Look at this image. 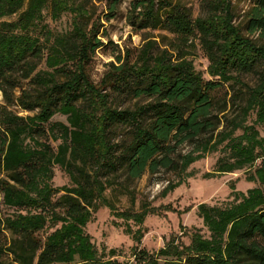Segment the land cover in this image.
I'll return each instance as SVG.
<instances>
[{
	"label": "trees",
	"instance_id": "obj_1",
	"mask_svg": "<svg viewBox=\"0 0 264 264\" xmlns=\"http://www.w3.org/2000/svg\"><path fill=\"white\" fill-rule=\"evenodd\" d=\"M250 1L245 33L232 0H200L195 18L185 0H138L140 20L132 25L172 38H145L134 57L118 59L96 85L85 68L101 44L98 30H87L83 4L0 0V21L18 16L0 22V92L9 100L11 89L29 81L36 92L21 90L15 101L38 110L24 118L0 106V173L7 174L0 178V206L13 210L0 212V264H264V139L256 129H264V0ZM48 9L54 21L71 14L72 29L53 33L43 22ZM197 45L208 80L191 59ZM249 76L254 86L244 81ZM225 87L231 96L222 102L216 93ZM241 101L238 118L225 124L228 106ZM55 115L66 124H51ZM252 115V125L244 126ZM50 138L60 141L57 151ZM184 144L193 148L176 162ZM223 144L227 158L217 173L244 172L258 186L224 208L199 205L207 236L184 230L187 244L173 236L149 252L139 248L138 230L126 262L115 258L116 250L96 248L86 227L99 209L138 226L154 213L117 211L107 192L121 189L120 172L128 181L160 169L185 172ZM54 166L72 186H53Z\"/></svg>",
	"mask_w": 264,
	"mask_h": 264
},
{
	"label": "rangeland",
	"instance_id": "obj_2",
	"mask_svg": "<svg viewBox=\"0 0 264 264\" xmlns=\"http://www.w3.org/2000/svg\"><path fill=\"white\" fill-rule=\"evenodd\" d=\"M235 10V23L243 29L245 33L247 24V13L252 6L250 0H232ZM83 4L89 16L86 19L87 30H98L97 39L101 46L90 56L86 65V73L90 80L98 85L103 77L111 69V65H118V59L124 61L129 52L131 57L143 44L145 38H152L157 42H162V37L172 38V36L161 30H140L133 23L138 24L139 12L136 9L138 0H77ZM187 7L191 10L193 18L201 14L200 0H185ZM111 8V9H110ZM17 15L3 19L1 21H14ZM72 15L63 14L57 21L51 19L50 9L44 12L43 22L53 33H66L72 29ZM0 21V22H1ZM166 42V41H164ZM197 43V42H196ZM196 71L200 72L208 80V61L205 54L197 45L191 57ZM43 68V64L38 69ZM250 86H254L256 78L249 76L244 79ZM21 90L36 92V86L29 81L19 82V87L10 90V99L6 100L0 92V106L6 107L13 114L21 117L34 116L38 110L29 112L23 110L15 99L20 95ZM220 101L229 100L231 93L228 89L222 88L216 93ZM242 101L236 106H228L227 119L225 124L238 118ZM222 116V115H221ZM254 116L252 115L244 126L252 125ZM61 122L66 124V118L55 115L51 119V124ZM50 125H46L48 128ZM223 123L219 130L222 129ZM260 138L264 139V129L256 127ZM243 134L242 129L235 132V137ZM3 130L0 128V144ZM122 135H118V141L122 140ZM44 142V139L41 140ZM49 144L57 151L60 141L49 139ZM29 143V142H28ZM226 144V143H225ZM221 145L216 152L206 154L202 159L193 163L185 172L160 169L154 175L145 174L135 180L128 181L125 173L118 174V182L121 186L116 192L110 190L107 197L112 200L117 211H129L139 213L146 209L153 211L144 220L142 225L134 222H125L114 217L110 210L101 208L94 215L91 223L86 227V233L91 237L96 248L105 254L110 250H116L120 262H126L131 256V250L136 243L133 241V234L138 230L141 232L139 248L149 252H156L161 249L167 240L173 236L180 238L187 244L188 237L182 235L184 230L187 234L193 229L200 230L205 236L208 235L202 219L199 217V205L205 204L209 207L224 208L234 202L235 194H246L248 190L257 187V184L248 182L244 172L233 174H219L217 167L220 160L226 159V151ZM193 146L184 144L178 148L175 161L178 156H184L192 150ZM260 160L257 165L260 164ZM6 178V173H0V178ZM52 184L55 188L72 186L69 176L60 167L54 166ZM172 185L173 189L165 191ZM62 194V193H61ZM59 194V195H61ZM58 195V196H59ZM0 212L6 216L13 213L12 209L0 206ZM127 228L131 229V234L127 233Z\"/></svg>",
	"mask_w": 264,
	"mask_h": 264
}]
</instances>
